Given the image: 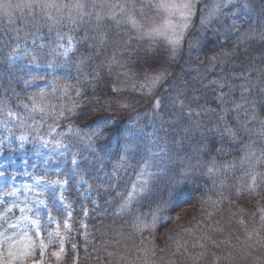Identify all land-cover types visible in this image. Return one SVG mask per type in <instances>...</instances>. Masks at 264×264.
<instances>
[{"label":"trees","instance_id":"1","mask_svg":"<svg viewBox=\"0 0 264 264\" xmlns=\"http://www.w3.org/2000/svg\"><path fill=\"white\" fill-rule=\"evenodd\" d=\"M209 1L200 0L197 4L196 18L175 63L166 62L169 58L164 51L166 45L155 43L154 47L160 50L158 59L161 62L154 66V70L167 68L170 75L151 93L147 89L140 91L139 85L144 82L145 73L153 71L143 62L145 48L152 42L137 39L136 30L131 25H117L109 18L112 10L99 7L101 3H126L127 11L133 12L138 20L142 15L141 9L144 12L150 0L87 1V14L63 23V26L67 25L64 30L74 36L75 47L60 88L45 100L48 106L67 104L63 92L67 88L68 94L80 102L74 109L76 115L67 119H53L58 109L47 117L39 113L28 116L25 112L23 106L31 107L33 98L24 82L26 70L22 61H15L10 56L24 37L22 33H15L5 19L0 20V118H6L18 133H28L29 138H36L37 133L41 136L51 133L50 136L55 138L65 135L64 142L82 161L80 167L86 170L85 179L90 186L86 194L87 189L78 182L79 177L70 178V163L58 173L45 172L46 177L68 180L65 194L73 209V242L76 248L73 250L69 246L60 264H240L251 252L249 242L256 253L253 254L255 259L248 264H264V221L258 210L259 197L261 194L264 196V181H260L257 191L253 190L242 167H230L244 151L249 127L236 115L239 109L224 110L229 102L221 104L217 97L221 92L227 93L228 85L220 84L216 79L222 72L226 75L236 72L264 82V0H258L261 12L257 10L259 18L255 20L237 18L232 24L224 19L222 25L214 23L216 30L205 28L204 41H198L199 46L191 48L193 53H197V59L190 55L187 61L190 48L187 40L195 39L193 43H196L200 38L199 35L196 39V31L201 10ZM93 3L98 6L93 8ZM133 4L136 6L134 10ZM97 13L104 17L99 26ZM122 16L118 14L117 19ZM238 20L243 22L238 24ZM60 29L52 32H60ZM248 33L254 36L245 38ZM241 36H244V41L239 40ZM36 43L34 47L40 46L38 41ZM220 58L228 63L222 68ZM199 61L217 70L207 76L212 82L209 88L196 83L194 77L192 80L197 95L191 97L190 105L206 106L203 108L205 111L200 110L193 117V124L199 130L187 129L188 142L184 143L176 160L171 162L165 173L151 179L146 201L140 200V206L133 215L149 213L148 205L152 209L159 206L161 211L153 227L137 229L133 215L121 212L120 201L115 195V192L130 191L142 170V164L136 161L137 153L131 150L133 159L130 161L125 157L127 149L123 140L133 125L147 128L146 117L156 99L161 97L165 101L166 96L171 95L167 86L170 79L183 74L187 77L189 72L196 73L195 66ZM115 88L120 91H114ZM77 89L81 93L79 96L76 95ZM262 99L259 110L264 115V94ZM9 111L16 117H9ZM99 117L109 118L111 122L103 126L93 123ZM42 120V126L35 131L28 126ZM219 123L225 128L218 127ZM85 124L92 127L86 128ZM49 125H56L55 131ZM70 127L89 135L97 127H101V131L92 138L89 146L84 139L71 134ZM212 128H217V132ZM227 129L233 135H229ZM212 163L219 168L210 171ZM97 174L100 179L95 178ZM109 174L116 176L112 189L105 183V176ZM49 205L59 221L65 219V213L59 206L52 200ZM148 223H151L150 216ZM51 244L54 248L52 239Z\"/></svg>","mask_w":264,"mask_h":264},{"label":"rangeland","instance_id":"2","mask_svg":"<svg viewBox=\"0 0 264 264\" xmlns=\"http://www.w3.org/2000/svg\"><path fill=\"white\" fill-rule=\"evenodd\" d=\"M87 1L89 2L90 0H0V20L5 19L7 25L10 23L15 33H22L24 37V40L11 52L10 56L15 61L23 62V67L26 70L24 82L26 89L31 92L32 97L38 99L40 94L44 93L46 100L50 94L55 93L60 88L59 85L67 73V62L75 47L74 36L71 32L64 30L67 25L63 26V23H70L82 18V12L87 14L89 10ZM151 2L154 3L155 0H151ZM199 2L200 0H198ZM225 2L226 0H211L207 2L201 10V18L211 10L210 7L206 8L205 6L223 5ZM5 4H9L10 6L3 8L2 6ZM17 4H32L33 7L30 9L17 7ZM77 4H82L84 7H74ZM257 10L261 12L258 0L252 2L231 0V4L228 7L222 6L219 12L208 21L206 26L199 24L196 31V39L200 35L198 41H204L206 38V33H203L204 29L212 28L215 22L222 25L224 19H227L232 24L235 23V19L237 18L245 20L253 18L255 20L257 17L259 18ZM8 14H11V20ZM163 18L154 9L145 6V10L138 20L147 27L149 21L159 23ZM262 18H264V15ZM239 22L240 20L236 23L239 24ZM215 28L213 27L214 30H216ZM53 29H60V32L54 33L52 32ZM227 31L229 30H222V32ZM252 33L254 32L252 31ZM252 33H248L245 38L254 36ZM249 34L252 35L249 36ZM67 38L71 39L73 47L65 56L61 54L62 49L60 45L67 47ZM194 40L189 39L187 41L194 42ZM239 40L244 41V36H241ZM37 41L40 46L34 47L37 45ZM191 48L187 51V61H189L190 55L195 60L198 57L197 53H193ZM199 62L195 66L196 73L189 72L187 77H185L186 74H183L170 79L167 86L171 90V95L169 97L166 96L165 101H162L161 97L156 99V101L159 100V107H155V101L146 117L147 128H138L139 126L133 125V128L123 140V145L127 149L125 157L127 156V159L130 161L133 159L131 150L135 154L137 153L136 161L142 164V170H146L150 174L149 184L152 178L154 179L155 176L165 173L171 162L176 160L177 154L183 149L184 143L188 142L186 138L188 134H185L188 131L187 129L191 131L199 130V127H195L193 124V117L198 115L200 110L205 111L203 108L205 107L206 109V106L198 105L192 107L190 105L192 101L191 97L197 95L196 86L192 80L194 77V80L197 81L196 83L202 84L203 88H209L212 82L207 79V76L209 73L217 71L208 63ZM220 62L223 64L220 68L228 64L227 60L223 58H220ZM220 76V78H216L220 84L232 87L231 93L229 94V91L226 93L225 98L229 102V105L225 104L224 108H226L224 110L229 111L230 108L235 107L233 101L238 103L240 107L237 108L239 110L236 112V115H238V118L241 119L245 126L249 127V136L241 157L229 166L240 165L245 177L249 178L250 188L257 191L260 181H264V156H261V153H264V115L259 110L263 103L264 82L258 81L250 75L237 74L236 72H231L229 75L222 72ZM244 89L247 90L245 91ZM233 94H237V96L234 97ZM242 96L246 97L247 100H242ZM184 116H186V119H184ZM222 126L219 123L218 127L225 128ZM211 130H215V133L217 132V128H212ZM21 135L27 138L23 147L20 146V140L18 139ZM28 136L26 132L18 133L15 131L6 118H0V173H2L0 175V217L11 207L13 200H27L32 205L33 211L25 212V215H29L32 218L39 216L42 224H45L47 222L44 215L45 209L41 204H35L34 201L37 199L45 201L48 203L50 209L49 201L52 200L64 213H71L70 217L65 215V219L70 220L73 229V209L65 194L67 184L61 183L58 186L55 182H63V179L45 176V172H60L68 163L67 156L62 158L58 150L45 149L41 147L36 138H29ZM47 138L54 139L55 137L47 136ZM72 154L75 155L73 152ZM213 164L215 165L214 167ZM73 167L72 165V169ZM210 167L213 171L219 168L215 163H212ZM140 172L137 174L134 184L140 179ZM249 173L251 175H248ZM253 176L255 177V183L252 182ZM37 181L48 182L47 189L41 191L38 196L35 192L27 193L24 190L25 185L31 187ZM85 188L87 189L86 194H88L89 189L88 187ZM54 197L63 198V208L59 202L54 200ZM20 206L24 207L23 203ZM258 210L264 221L263 194L260 195L258 200ZM51 212L55 216L52 210ZM20 215L18 211L14 215H10L8 223L15 222L19 219ZM56 220L59 221L57 217ZM4 226L7 227V225ZM48 230L55 232L57 230L56 224L50 225ZM59 231L64 238V252L60 253L58 259L52 258L47 254L51 251L59 253L56 238H51L54 243L53 248L52 244H49L47 232L42 231L40 234V238L49 247L43 255L40 254L39 249L36 250L35 254L37 259H42L45 261V264H60L68 247L74 244L73 231L69 235L67 229L63 226L59 228ZM29 235H31V232ZM249 246L251 252H249V255L243 261L241 260L240 264H248V262L255 259L253 254L256 252H254V247L250 242ZM248 259L249 261H247ZM73 264H76V262Z\"/></svg>","mask_w":264,"mask_h":264},{"label":"snow or ice","instance_id":"3","mask_svg":"<svg viewBox=\"0 0 264 264\" xmlns=\"http://www.w3.org/2000/svg\"><path fill=\"white\" fill-rule=\"evenodd\" d=\"M197 4L198 0H155V2H150L146 5V7L150 9H154L157 14L163 16L164 18L159 22H151L147 23V27L144 24L135 18L133 12L127 11L128 4H103L101 3L99 7H107L111 9L110 19L115 20L117 25L121 23L129 24L133 29L136 30L137 39H148L152 43L145 48V59L144 64H147L150 69H153L151 73L146 72L144 75V82L139 85V90L143 91L147 89L149 93H151L157 86L163 83L164 80L167 79L168 75H170L169 70L167 68L156 71L154 70V66L161 61L158 59V54L160 52L159 49L155 48L154 45L157 42H163L166 45L164 49L165 52L169 54V58L166 61L167 63H175L176 58L182 53L183 47L186 42V36L189 33V30L193 26V21L197 15ZM231 4V0H226L223 5H213V6H205L210 7L211 10L200 19V24L202 26H206L208 21L213 18L217 12H219L220 8L228 7ZM9 4H5L2 7L7 8ZM98 5L93 3L92 7L95 8ZM17 7H26L32 8V4H17ZM76 8H83L84 5L77 4L74 5ZM135 4L132 5L133 10L135 9ZM143 10L141 9V14ZM7 14V13H6ZM118 14H123L121 19H117ZM11 20V14H8ZM81 15H85V13H81ZM88 15H91L90 13ZM104 17L101 16L99 13L96 14V21L97 25L99 26ZM101 40H103V34H100ZM68 39L67 47L64 45H60L62 49L61 54L67 55V52L73 47L70 38ZM188 46L194 47L198 45V40L196 43L193 41H187ZM115 60V57H113ZM224 86L221 85V88ZM245 91L247 89H244ZM114 91H120L119 88H115ZM229 94L232 91V87L228 86ZM64 96L67 97V104H60V105H51L48 106L45 101V94L41 93L39 98L36 97L32 98V105L29 107L28 105H24L25 112L28 116H31L33 113H39L42 117H47L52 115L54 110L55 114L53 115V119L59 118H71L72 116L76 115L74 109L79 106V101L73 99L68 94V89L65 88L63 90ZM81 93L77 89L76 95L79 96ZM226 94L221 92L220 95L217 97L221 104L227 103V99L225 98ZM242 100H247L246 97H241ZM233 104L236 108H239L240 105L233 101ZM122 107H126V105H121ZM155 107H159V100L156 101ZM9 117H16L15 113L9 111L7 113ZM111 121L109 118L99 117L93 121V123L98 124L100 126L107 125ZM43 120L41 122H34L28 125L32 128L33 131L36 130L38 126H42ZM52 131H55L56 125H49ZM86 128H91L92 126L89 124H85ZM101 131V127L95 128L91 131V134L84 133L81 129L76 128H69V132L75 136L81 137L89 146H91L92 138L98 136ZM229 135H233L230 129H227ZM51 133L46 134V136H41L39 133L36 134V140L39 141L41 147L45 149H55L58 150L60 156L63 158L67 156V162L72 164L74 167L69 172V176L72 179L79 177V183L85 187L90 189L88 185V181L85 179L86 170L80 167L82 161L77 158V156L72 154V150L69 144H65L63 141L66 138L65 135H58L54 139H48L47 136H50ZM20 140V146L23 147L26 141V137L21 135L18 137ZM261 156H264V153H261ZM215 165L213 164V167ZM211 171V169H209ZM2 175V173H0ZM149 173L146 170H142L139 174L140 179L134 185L130 191L126 193L115 192L118 200L120 201V210L124 214L133 215L137 208L140 206V200L144 199L146 201V194L150 192L149 188ZM248 175H251L249 173ZM96 179H100V175L97 174L95 177ZM116 180L115 174H109L105 176V183L108 184L109 189L113 188V182ZM252 182L255 183V177H252ZM56 185L68 184V180L56 181ZM48 187V182L44 181H37L35 185L29 187L25 185V191L27 193L35 192L38 196L39 193ZM251 187V185H249ZM112 194V193H109ZM7 199V197H6ZM56 202H59L61 207L63 208L62 197H54ZM21 203H23L24 207H21ZM35 204H41L42 207L45 209V218L46 223L42 224L41 218L37 216L36 218H32L29 215H25V212H32L33 207L31 204L28 203L27 200L24 201H17L13 200L11 207L7 209V211L0 217V264H45V261L42 259H37L36 250H40V254L43 255L47 248L49 247L48 244H45L43 239L40 238V234L42 231L47 232L49 238L55 237L56 244L59 246V253L58 252H49L47 253L52 258H59L60 253L64 252V238L61 236L59 228L63 226L67 229L69 235L73 231L71 227V223L69 219H64L61 221H57L56 217L53 216L51 210L48 207V203L45 201H41L37 199L34 201ZM150 208L149 213L144 215L135 216L133 215V223L134 227L137 229L141 228H148L150 229L153 227L158 219V213L161 211L160 207L157 206L156 208L152 209L151 205H148ZM19 212L21 215L18 220L12 223H8V217L10 215H14L16 212ZM65 215L68 217L71 216L70 212H66ZM151 217V223H148V217ZM56 224L57 230L55 232L49 231L48 228L50 225ZM4 225H7L5 227ZM31 232V235L29 233ZM13 233V234H9ZM35 238V239H33ZM49 244H51V239L49 240ZM72 249L75 250L76 245H71Z\"/></svg>","mask_w":264,"mask_h":264}]
</instances>
